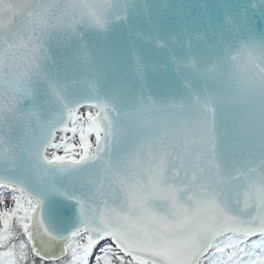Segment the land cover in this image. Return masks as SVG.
<instances>
[{
	"label": "snow or ice",
	"instance_id": "1",
	"mask_svg": "<svg viewBox=\"0 0 264 264\" xmlns=\"http://www.w3.org/2000/svg\"><path fill=\"white\" fill-rule=\"evenodd\" d=\"M0 264H264V0H0Z\"/></svg>",
	"mask_w": 264,
	"mask_h": 264
}]
</instances>
